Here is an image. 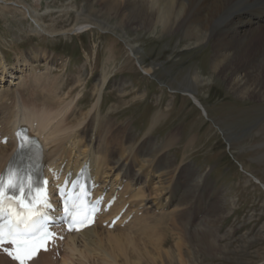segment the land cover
<instances>
[{"label":"bare ground","instance_id":"6f19581e","mask_svg":"<svg viewBox=\"0 0 264 264\" xmlns=\"http://www.w3.org/2000/svg\"><path fill=\"white\" fill-rule=\"evenodd\" d=\"M40 2L41 0H33L35 6ZM82 2L75 24L65 31L48 30L39 19L35 7L29 8L25 4L21 7L31 19L33 32L47 34L49 37L82 34L95 27L104 32L121 30L124 34L126 29L161 31L167 34V37L180 34L182 41H190L200 49L212 40L209 52L208 45L202 48L211 54V73L226 80L235 95L264 101V0ZM258 38H261L262 42L259 43V48L254 49L253 45ZM126 45L131 55L139 62L136 47L128 42ZM116 50V42L113 40L108 46L107 61L113 60ZM0 55L3 56L1 51ZM22 56L20 61L25 67L27 64L32 66V63L39 62L37 60H42L46 71L66 66L45 49H31L28 59ZM25 60L31 61L30 64ZM140 67L144 73H151V69ZM9 69L10 66L4 63L2 57L0 72L12 75ZM20 72L23 73L22 69ZM32 72L34 74L30 80L33 83L29 85L32 89L26 100L23 97L24 90L22 96L14 93V90V96L13 93L10 94L12 96L5 94L6 92L0 94V101L9 100L10 105H0L3 110L0 117V138H9L6 145H0V169L14 149L11 142L12 133L20 125L26 124L31 126L41 139L45 148L44 160L50 166L62 164L66 168L76 169L87 160L101 187L109 188L108 196L117 187L122 188L117 193L118 200L110 215L117 214L127 205L120 223L113 229L102 228V219L77 235L67 236L59 244V260L53 261L48 253L38 254L32 264H59L58 261L60 264H196V254L212 255L214 251L220 250L219 222L226 214L217 198H209L206 202L210 205L208 222L199 229H188L189 225L199 218L201 200H193V197L196 193L199 195L200 188V184L194 181L201 177H196L195 171L192 170V173L187 172L183 182L180 164L184 160L178 163L168 154L171 146L180 139L178 130L171 131L160 145H155L153 139L146 138L137 145L133 136L127 133V127L122 130V126L116 127L111 120L102 121L104 117H101L100 100L101 96L103 99V91L109 78L108 68L103 70L96 82L94 93L97 100L87 113L76 102L81 98V94L70 98L68 102L61 99V102L57 96L65 85H58L56 81L51 83L50 79L46 78V73L40 75L35 70ZM20 75L14 78L16 82L9 79V85L27 84L24 79L26 77ZM183 92L196 105L202 106L191 91ZM37 94L40 98L36 97ZM70 94L69 90L66 99ZM204 113L206 114L205 110ZM161 114L159 111L153 115L152 126L158 123ZM255 181L264 190L263 184L256 178ZM156 217L162 222L171 220V230L176 233H172L167 227L156 228V225L151 224ZM126 218H129L127 224L120 226ZM134 227L137 228L131 232ZM0 264L15 263L0 255Z\"/></svg>","mask_w":264,"mask_h":264},{"label":"rangeland","instance_id":"374dc122","mask_svg":"<svg viewBox=\"0 0 264 264\" xmlns=\"http://www.w3.org/2000/svg\"><path fill=\"white\" fill-rule=\"evenodd\" d=\"M82 1L41 0L35 6L33 0H0V51L12 72H0V94L10 95L14 90L22 96L24 90L26 100L35 70L37 74H47L51 83L65 85L57 96L59 100L68 102L81 94L76 102L84 112H89L97 100L96 82L108 68L109 78L100 100L102 121L111 120L122 130L127 127L137 145L145 138L160 145L171 131H179L180 139L168 154L178 163L184 160L180 164L183 182L192 170L196 177H201L194 181L200 188L199 195L193 197L201 200V212L189 225V231L208 222L209 198H217L226 214L219 222L220 250L212 255L196 254V264H264V190L255 183L256 178L264 186V101L235 95L226 80L211 73V54L202 48L208 45L209 52L212 40L200 49L190 41H182L180 34L167 37L161 31L132 29H126L124 34L121 30L104 32L95 27L82 34L49 37L33 32L31 19L21 7H35L48 30L65 31L75 24ZM113 40L116 54L107 61L108 46ZM126 42L136 47L139 62ZM261 42L258 38L254 49ZM34 48L47 50L66 66L46 71L42 60H37L32 66L25 63V67L20 57L28 59ZM140 66L151 69V73H144ZM20 74L26 77L27 84L9 85V79L15 80ZM69 90L71 94L66 99ZM185 90L191 91L202 106L184 94ZM36 97L40 98L38 94ZM2 104L10 106L9 100L0 101ZM159 111L161 119L152 126ZM2 113L0 109V117ZM170 222L156 217L151 224L167 227L175 234Z\"/></svg>","mask_w":264,"mask_h":264},{"label":"snow or ice","instance_id":"6c2138e0","mask_svg":"<svg viewBox=\"0 0 264 264\" xmlns=\"http://www.w3.org/2000/svg\"><path fill=\"white\" fill-rule=\"evenodd\" d=\"M25 185L29 191L32 190V180L28 175L20 177L10 171L7 182L0 179V218L5 220L0 225V244L16 246L14 251H7L6 255L19 264H27V261L34 258L39 247L33 239L37 233L42 232V243L54 238V234L47 230L45 224L49 219L47 210L52 207L46 191L37 190V195L32 197L30 203H26ZM9 189L17 190L20 195H7ZM17 208L21 210L17 211ZM65 213L68 214L67 202ZM72 223H76L75 219ZM29 241H32L31 245Z\"/></svg>","mask_w":264,"mask_h":264}]
</instances>
